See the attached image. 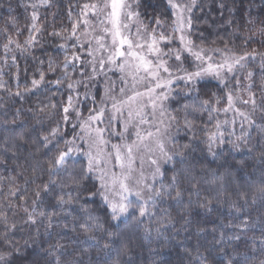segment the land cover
Here are the masks:
<instances>
[{
  "label": "snow or ice",
  "instance_id": "obj_1",
  "mask_svg": "<svg viewBox=\"0 0 264 264\" xmlns=\"http://www.w3.org/2000/svg\"><path fill=\"white\" fill-rule=\"evenodd\" d=\"M260 2L264 8V0ZM162 4V10L153 7L149 18L144 0H82L75 15L68 12L70 27L52 32L62 41L57 45L62 57L37 59L38 67L23 89L17 65L15 92L0 79V91L38 101L27 109L13 105L12 119L3 121L15 126L5 128L12 135L4 144L31 146L34 163L30 175L21 171L8 178L6 197L0 178V199L7 201L0 203V243L6 249L0 250V264H17L28 245L27 240L23 245L15 240L22 230L15 219L21 211L23 225L37 226L33 241L40 226L49 235L60 227L62 232L82 235L83 242H91L89 247L104 257L86 261L88 248L68 251L56 240L46 249L44 264H121L122 256L130 257L129 245L141 230L146 238L151 235V223L157 225L158 235L162 227H175L165 203L178 210L182 228L188 231L183 225L199 223L192 216L194 206L213 211L211 199L205 197L195 205L190 199L200 196L204 179L194 172L192 162H201L198 153L224 158L226 170L249 167L250 160L260 162L259 180L238 184L236 198H230L229 207L239 215L221 227L236 231L230 235L220 231L219 241H241L233 245L228 264H256L257 253L258 264H264V16L249 19L246 31H241L245 25L229 20L232 33L228 40L220 37L223 47L208 46L203 32L196 35L194 12L203 9V0H162ZM52 6V0L24 5L31 14L23 44L9 34L13 30L21 34L17 18L10 14L0 29L6 40L0 57L4 64L10 53L13 62L17 51L32 55L40 44L37 36L44 31L39 9ZM220 7H227L224 0ZM61 89L62 98L54 99ZM0 109L8 115L6 104L0 103ZM231 152L243 153L244 159L233 165L227 159ZM19 178L24 185L17 184ZM219 179L222 182L223 177ZM256 205L259 215L253 218ZM256 224L261 225L260 235L249 236ZM201 247L205 246L185 247L189 264H223L212 256L222 249L205 247V256ZM241 247L246 250L241 252ZM123 264L135 262L129 258Z\"/></svg>",
  "mask_w": 264,
  "mask_h": 264
},
{
  "label": "trees",
  "instance_id": "obj_2",
  "mask_svg": "<svg viewBox=\"0 0 264 264\" xmlns=\"http://www.w3.org/2000/svg\"><path fill=\"white\" fill-rule=\"evenodd\" d=\"M32 2V0H0V29L5 27V22L9 19L10 14L15 16L19 22V28L21 34L17 36L15 31H10L13 39H18L21 44L24 40L27 39L29 29L25 25L29 22L28 18L31 14V9L25 10L24 5ZM82 2V0H52V7L50 8H40L39 13L41 16V24L43 25L44 31L37 36V39L40 41L39 45H36L32 49V55L28 56L27 54L21 55L19 51L15 53L17 59L15 62L11 59V53L9 54L7 64L3 63V60L0 59V68L3 69V74L0 76V79L7 81L12 91H16V80L15 73L17 72V65L19 66L20 73V87L23 89L24 83L30 81L33 73L36 71L37 59L47 60L49 57L63 56L61 50L57 47L60 41L58 38H53L52 32L60 31L61 29L68 28L71 25V19L68 16L69 10L72 14L75 15L78 11L76 4ZM145 4L149 5L147 12L149 18L153 14V7L159 6L162 10L163 4L162 0H144ZM227 5L226 8H221V0H203L204 7L203 9H197L194 12V15L198 18L197 23L199 27V36L200 32H203V36L208 41V46H220L223 47V41L220 37H223L224 40H228L230 34L232 33V25L228 23L231 20L235 25H245L246 27L241 31H246L247 25L246 22L249 19H260L264 16V8H262L260 0H224ZM54 26V28H53ZM232 40H236L235 36L231 37ZM216 41L217 43L213 45L211 42ZM6 43L3 35H0V57H3L4 50L3 44ZM236 43L239 45L241 42L236 40ZM231 46V45H230ZM11 47H15L12 45ZM251 47L259 48L258 44H252ZM55 91V89H53ZM64 94V89L60 90L54 99H61ZM52 95V93H48ZM44 102H47V99L42 97ZM38 101L35 97H30L27 100H20L6 92L0 91V103L6 104V107L9 109L8 115L5 116L2 109H0V160H5V164H0V178H3L4 193L8 191L7 185L9 179L12 176H19L21 171L24 174L30 175L31 168L30 164L34 163L33 157L30 155L32 152V147L29 145H24L23 142L20 143L22 146L17 148L15 143L9 142V144H4V139L12 135L9 132L5 131V128L15 127L13 125H5L3 121L12 119V106L22 107L27 109L32 107ZM85 114L87 112L85 111ZM27 116L28 113H25ZM47 126V121L45 122V127ZM37 128L40 126L37 125ZM67 131L71 132L72 129L69 127ZM240 129L237 128V133ZM5 148H8V151H4ZM201 162L193 161L195 164L194 172L197 178L203 176L204 179L200 183V196L195 195L191 196L193 205L199 200L200 202L204 201V198L207 197L213 201L211 207L213 211H206L202 208L193 207L192 216L195 217L199 223H189L183 225L188 231H184L182 228V221L177 215L178 210H173L169 207V203L163 205L164 208L168 209L172 216L175 218L173 224L175 227L167 226L162 227L161 232L158 235L155 231L157 225L153 222L151 227L153 229L149 237H145L143 231L141 230L131 241L130 247V257L122 256L121 264L124 261L131 258L135 264H180L183 260V264H189L190 257L185 253V247L194 249L198 244L204 245L207 248H212L215 245L216 249H222L219 253L213 251L212 256L216 262L222 261L223 264H228V260L232 258L233 245H240L241 241L238 240H225L223 242L219 241V232L226 231L229 235L236 231L235 229H224L221 227L222 223H228L233 221V218L239 215L235 209L229 207L230 198L235 199L234 192L238 184H241L243 181H248L249 184L254 181H258L260 178V173L258 169L260 168V162L247 161L249 167L240 168L236 165V162L240 159H244V154L241 152H231V155L227 157L230 163L234 166L231 169H225L224 158L214 160L211 155L204 154L201 156L197 154ZM36 158H39L37 154ZM255 169V171H254ZM215 173V175H213ZM220 177H223L222 182ZM223 184L221 189L220 185ZM17 184L24 185L22 178L17 180ZM187 186V185H185ZM23 190V189H21ZM15 199V198H13ZM189 197L185 196V203L188 202ZM6 198L0 199V203H6ZM23 201H21L22 203ZM97 205H99V200H97ZM174 203V202H171ZM89 207H95L94 205H89ZM259 205L254 206L251 210L252 217L255 218L259 215ZM11 211V210H9ZM100 211H103L102 206ZM160 213L158 212V215ZM21 211L15 219L21 223L22 230L15 235V240H19L23 245L25 240L28 241V245L25 248L23 255L17 261V264H44V260L47 258L46 249L49 248L51 243H55L56 240H59L61 243L68 246V251H72L74 248H88V254L83 256V259L86 261H96L104 258L101 255H97V252L94 248L89 247V243H84L83 236L78 233H73L68 229H65L63 232L60 227L53 228L50 230L52 235L45 233L43 226L39 227V236L38 239L33 241L30 237L36 236V227L37 226H27L23 225L21 217L23 216ZM247 218V217H245ZM67 222V221H65ZM235 222V221H233ZM201 229V231H197ZM213 229H216V232H213ZM261 225L256 224L255 227L249 232V236L260 235ZM59 233V235H55ZM67 233V238L64 237ZM242 239H247V237H242ZM248 243H251V240L248 239ZM205 247H201L200 251L207 256L208 252L205 251ZM0 250H6L4 245L0 243ZM246 249L243 247L240 248V251L243 252ZM195 252L193 251V256ZM259 255H256V264H258ZM116 259L115 253L112 254V260ZM239 259V257H236ZM192 264H195L192 261Z\"/></svg>",
  "mask_w": 264,
  "mask_h": 264
},
{
  "label": "rangeland",
  "instance_id": "obj_3",
  "mask_svg": "<svg viewBox=\"0 0 264 264\" xmlns=\"http://www.w3.org/2000/svg\"><path fill=\"white\" fill-rule=\"evenodd\" d=\"M81 51H83V50H81ZM96 90H97V89L94 88V91H96ZM101 94H102V93H101ZM81 100L83 101V96H81ZM88 106H89L88 103L85 102L84 105H83V110L86 111V109H87Z\"/></svg>",
  "mask_w": 264,
  "mask_h": 264
}]
</instances>
